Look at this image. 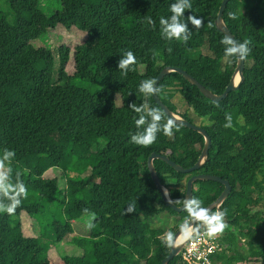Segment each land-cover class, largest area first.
<instances>
[{
  "label": "trees",
  "instance_id": "16d2710c",
  "mask_svg": "<svg viewBox=\"0 0 264 264\" xmlns=\"http://www.w3.org/2000/svg\"><path fill=\"white\" fill-rule=\"evenodd\" d=\"M221 1L187 0L191 9L181 19L187 22L194 15L202 25L188 23L185 43L165 38L160 25L178 0H57L59 9L49 14L40 0H0V160L4 171L12 169L11 182L19 175L28 190L13 214L0 212V264H33L22 215L42 247L45 241L62 243L74 232L68 215L93 213L82 253L63 256V264H161L170 243L157 235L169 232L173 237L193 218L187 210L177 213L166 205L150 176L148 157L163 155L189 168L198 160L204 138L176 124L172 137L160 131L149 146L133 143L131 137L151 120L149 110L159 108L139 85L169 66L215 95L224 91L237 58L226 57L225 35L215 26ZM222 20L235 41H251L239 88L216 102L182 75L169 72L156 93L174 114L168 102L177 96L206 121L201 127L211 139L208 155L189 174L159 159L153 166L176 206L184 201L190 176L227 180L231 192L220 205L227 253L216 254L214 264H264V0H229ZM57 27L80 33V43L72 49L61 46L53 55L38 41ZM127 51L136 63L125 75L118 63ZM131 104L142 111L135 112ZM161 112L163 124L170 118ZM229 114L232 128L224 127ZM142 115L146 123L137 127ZM178 115L190 121L186 113ZM5 149L15 156L5 159ZM51 169L60 176L46 180ZM66 185L76 200L54 196L55 189ZM223 188L218 182L197 181L192 198L206 208ZM130 205L134 211L127 212ZM168 264H182L179 255Z\"/></svg>",
  "mask_w": 264,
  "mask_h": 264
},
{
  "label": "clouds",
  "instance_id": "9594fccd",
  "mask_svg": "<svg viewBox=\"0 0 264 264\" xmlns=\"http://www.w3.org/2000/svg\"><path fill=\"white\" fill-rule=\"evenodd\" d=\"M186 9H191V3H188L187 0H178V2L170 5V12L172 13V15L169 18L161 17L160 25L162 28V34L165 38L182 40L186 43L190 37L188 23H191L196 28H199L202 25V20L194 15H189L187 17V22L182 20L181 18L184 16V12ZM148 23L153 24L154 22L151 20V18H148ZM222 43L226 46V57L235 56L242 60L251 51L249 47L251 41L248 39H245L241 43L235 41L231 36L225 35ZM135 63L136 57L134 53L131 51H127L124 54V57L120 59L118 67L126 75L127 71L130 70V66L134 65ZM155 83V79L141 81L139 90L143 93L154 95L160 91L158 87H152V85ZM130 107L133 108V110L137 113L142 111V108L136 107L135 104H131ZM147 115L151 117V120L147 122V127L144 128L143 132H138L131 137L133 143L140 146H149L155 142L156 134L160 131H162L166 136H173V128L177 127L176 121L174 119L170 118L166 121V123L161 124L164 116L159 108H151ZM226 120L227 123L224 125V127L232 128L233 124L230 114L226 117ZM145 123L146 117L143 115L140 116L138 120H136L137 127L143 126L145 125ZM4 156L5 159L15 156V151L5 149ZM3 169L4 163L2 160H0V194H2L4 199L8 201L7 203H5L4 199H0V212H5L11 215L21 204L22 199L27 198L28 190L25 183L19 178V175H17L16 177L15 184L11 182V168H9L7 171H4ZM186 210L189 212V215L193 219L200 221L206 227L207 235L210 237L222 233L227 227V224L224 220L225 212H210L209 209L202 207L201 201L196 198H192L187 202ZM126 211H134V205H130ZM91 219H95L94 213L92 214ZM93 226L94 225L90 220L87 223V227L91 229ZM182 229L184 230L186 238L189 237L192 232L198 233L199 231L196 228H193L191 231H189V227L187 224L182 225ZM167 240L169 243H171V233L167 235Z\"/></svg>",
  "mask_w": 264,
  "mask_h": 264
},
{
  "label": "water",
  "instance_id": "95a60500",
  "mask_svg": "<svg viewBox=\"0 0 264 264\" xmlns=\"http://www.w3.org/2000/svg\"><path fill=\"white\" fill-rule=\"evenodd\" d=\"M229 0H222L221 4L219 6L218 9V13L217 16L215 18V26L216 28L222 32L224 35H229L231 36L233 39V35L231 34V32L227 29V27L225 26L223 20H222V15L225 9V6L227 4ZM235 40V39H234ZM237 58V63H236V67L235 70L232 74V77L228 83V85L226 86V88L224 89V91L219 94V95H215L213 93H211L208 89H206L204 86H202L200 83H198L192 76L188 75L185 71L181 70L178 67H169L166 66L164 67L159 74L156 76L155 81L156 83L152 85L153 88H156L158 83L160 82V80L166 76V74H168L169 72H176L180 75H182L186 80H188L191 84H193L194 86H196L198 88V90L209 100L212 101H221L223 99L226 98L227 94L231 91H234L236 89L239 88L242 80H243V76H242V71L244 68V60ZM238 76V79L235 81V76ZM152 99L154 100V102L158 105V107L164 112V114L166 116H168L171 119H174L176 121L177 125L183 126L185 128L191 129L195 132H198L199 134H201L204 138V146L203 149L198 157V160L196 161V163L189 167V168H183L180 165L176 164L175 162L171 161L168 157L163 156V155H159V154H155L152 153L147 160V166H148V170L150 173V176L155 184L156 189L159 191L161 197L163 198V200L165 201L166 205L168 207H170L172 210H174L175 212L179 213L182 211L186 210V204L189 200L192 199V191H193V183L197 182V181H214V182H218L220 184L223 185V191L221 192V194L218 196V198L211 203L208 207H206L207 209H209V211H211L212 209L216 208L217 211H220V205L221 203L228 197L229 193L231 192V186L228 183L227 180L225 179H221L218 176H214V175H209V174H196V175H192L188 178L187 182H186V189H185V195H184V201L180 206H176L169 197V192L166 188L161 186L160 180L155 172L154 166H153V161L155 159H159L162 160L163 162H165L166 164H168L171 168H173L176 172L182 173V174H189L193 171L198 170L204 163L205 158L208 155V151L211 145V139L208 136V134L206 133V131L198 125L193 124L192 122L183 119L181 117H179L177 114H174L169 108L168 106H166L157 96V94L151 95ZM198 222V220L192 219L189 222H187L186 224L188 225L189 229L193 228ZM204 226L203 224L200 226L202 227ZM199 227V228H200ZM184 230L182 229V227L177 230L171 240L170 243V249L169 252L167 254V256L161 261V264H168L175 256L178 255V252L182 246L181 244H175L177 237L183 233Z\"/></svg>",
  "mask_w": 264,
  "mask_h": 264
},
{
  "label": "rangeland",
  "instance_id": "374dc122",
  "mask_svg": "<svg viewBox=\"0 0 264 264\" xmlns=\"http://www.w3.org/2000/svg\"><path fill=\"white\" fill-rule=\"evenodd\" d=\"M40 7L45 13L49 14L58 10L59 4L57 0H40ZM79 35L81 34L78 32H68L63 28L57 27L54 32L46 34L38 42H41L40 45L50 49L52 54L55 55L56 50L61 46L72 49L74 46L78 45L80 43ZM67 73H71L70 67L67 68ZM168 103L177 115L186 113L193 124L198 126H203L206 124L205 120L198 118L192 111L187 110L177 96ZM59 176L60 171L58 169H51L44 175V178L46 180H51ZM103 180V177L99 175L97 176L98 183H102ZM54 196L58 198L64 197L68 202H72L77 198V196L72 193L71 188L68 185L61 187V189L58 190L55 189ZM67 219L70 221L74 232L68 235L62 243L45 241L42 247H39L37 245L36 237L30 227L29 218L25 215H22V227L26 237L27 246L33 254V264H63L61 260L63 256H80L82 253L81 248L84 246L82 237L86 235L87 223L92 219L88 216L76 218L73 215H68ZM190 230L191 229H189V231ZM168 234L169 232H165L158 234L157 236L163 238L165 241H168Z\"/></svg>",
  "mask_w": 264,
  "mask_h": 264
},
{
  "label": "built area",
  "instance_id": "2783aa9c",
  "mask_svg": "<svg viewBox=\"0 0 264 264\" xmlns=\"http://www.w3.org/2000/svg\"><path fill=\"white\" fill-rule=\"evenodd\" d=\"M197 229L198 233L192 232L182 242L178 252L180 261L182 264H214L216 254L222 251L227 253L223 246V232L210 237L205 226Z\"/></svg>",
  "mask_w": 264,
  "mask_h": 264
},
{
  "label": "bare ground",
  "instance_id": "6f19581e",
  "mask_svg": "<svg viewBox=\"0 0 264 264\" xmlns=\"http://www.w3.org/2000/svg\"><path fill=\"white\" fill-rule=\"evenodd\" d=\"M237 79H238V76L236 75L234 80L236 81ZM185 239H186V237H185V234L183 232L177 237L175 244H181Z\"/></svg>",
  "mask_w": 264,
  "mask_h": 264
}]
</instances>
